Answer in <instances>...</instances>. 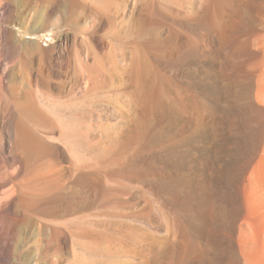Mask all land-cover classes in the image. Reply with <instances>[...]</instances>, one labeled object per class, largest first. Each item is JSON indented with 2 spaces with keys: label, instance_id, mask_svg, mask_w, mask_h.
I'll list each match as a JSON object with an SVG mask.
<instances>
[{
  "label": "rangeland",
  "instance_id": "374dc122",
  "mask_svg": "<svg viewBox=\"0 0 264 264\" xmlns=\"http://www.w3.org/2000/svg\"><path fill=\"white\" fill-rule=\"evenodd\" d=\"M4 2L12 117L33 104L54 178L80 174L77 223L55 218L50 249L23 264L255 263L238 232L247 217L264 231L248 183L264 124L260 137L234 112L250 82L238 49L264 0Z\"/></svg>",
  "mask_w": 264,
  "mask_h": 264
},
{
  "label": "bare ground",
  "instance_id": "6f19581e",
  "mask_svg": "<svg viewBox=\"0 0 264 264\" xmlns=\"http://www.w3.org/2000/svg\"><path fill=\"white\" fill-rule=\"evenodd\" d=\"M9 10L8 3L0 0V47L3 44V37L9 33L8 28L4 26L7 23ZM260 16H262L260 23L252 25L250 34L241 42L238 49L237 55L242 59L237 62L246 80L250 82L247 92L237 96L238 108L231 113L234 112V118L241 122L258 124L257 130L260 137H263L264 13ZM248 25L246 24L245 27ZM243 32L242 29L238 33ZM5 80L6 74L0 73V264H23V261L35 251L43 250V246L47 248L46 250L50 249L49 246L54 240L51 225L55 222V218L72 215L73 220L77 223L80 174L78 169L74 170L73 175H67L61 170L58 177L54 178V160H59V158L53 156L54 152L46 140L37 136L33 128L38 120L45 119V115H41L42 118L38 117V110L27 101L24 104L28 105L20 107L23 120L16 123L12 117L13 104L5 97L7 90ZM72 130L68 127L66 133L68 132L70 136L75 133ZM56 150L58 156L63 157V153L59 152L57 148ZM73 153L71 155H74ZM73 157L77 158V154ZM255 165L252 171L256 173L257 178H252L254 177L253 172L252 177L248 174V183L249 186L251 185L250 189L255 191L251 193L255 195V197L252 196L255 198L254 200H258L257 202L263 203L264 206V175L258 178L260 176L258 169L264 167V142L257 155ZM263 167L260 172L264 169ZM250 172L251 170L248 171V173ZM257 204H255L257 209L262 207V204L259 203V207ZM257 209L255 208L258 214L259 210ZM262 210H264L263 207L260 211L262 212ZM261 212L259 215L263 216V221H261L263 224L264 211ZM255 216L258 217V215ZM247 219L245 218L241 223L238 232L241 252L244 256H248V254L251 256V253L252 257L256 255V258H253L255 263L250 259L251 263L248 259L246 264H264V231L261 226L257 227L260 222L255 224L256 219L254 221L251 218L255 224L254 227H257L255 230H259V233L257 230L258 236L255 235L254 227L253 229L251 227L252 222H249L251 219ZM72 254L74 258L77 257L73 247ZM246 259L244 258L245 261H247ZM76 264H80V262L76 260Z\"/></svg>",
  "mask_w": 264,
  "mask_h": 264
}]
</instances>
